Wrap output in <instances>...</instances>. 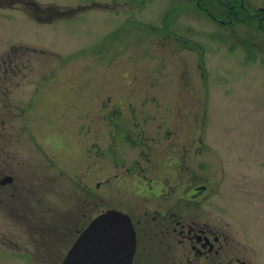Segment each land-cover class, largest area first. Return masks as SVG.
<instances>
[{"label": "rangeland", "instance_id": "obj_1", "mask_svg": "<svg viewBox=\"0 0 264 264\" xmlns=\"http://www.w3.org/2000/svg\"><path fill=\"white\" fill-rule=\"evenodd\" d=\"M197 3L0 0V264H59L143 211L144 177L189 172L264 263V0Z\"/></svg>", "mask_w": 264, "mask_h": 264}, {"label": "flooded vegetation", "instance_id": "obj_2", "mask_svg": "<svg viewBox=\"0 0 264 264\" xmlns=\"http://www.w3.org/2000/svg\"><path fill=\"white\" fill-rule=\"evenodd\" d=\"M169 172L176 175L178 170ZM190 173L187 181L182 174L144 177L136 192L143 211L133 216L118 210L128 215L135 233L131 264H264L262 253L249 241L213 222L209 186L195 182Z\"/></svg>", "mask_w": 264, "mask_h": 264}, {"label": "water", "instance_id": "obj_3", "mask_svg": "<svg viewBox=\"0 0 264 264\" xmlns=\"http://www.w3.org/2000/svg\"><path fill=\"white\" fill-rule=\"evenodd\" d=\"M11 180L8 176L0 183ZM134 237L128 215L118 210H106L90 221L59 264H131Z\"/></svg>", "mask_w": 264, "mask_h": 264}, {"label": "trees", "instance_id": "obj_4", "mask_svg": "<svg viewBox=\"0 0 264 264\" xmlns=\"http://www.w3.org/2000/svg\"><path fill=\"white\" fill-rule=\"evenodd\" d=\"M197 1H198L197 4L198 6H200L201 9L203 8L206 12H208V14L212 17L213 20L216 19L214 14H211V12L209 11V6L211 5L212 0H197ZM229 9L230 10L227 11V13H228L229 19L232 24H235V22H242L245 25L248 24L252 26L254 23L257 22L258 23L257 26L260 27V29L264 30V12L262 14H260L261 12L257 13L253 18V19H256L257 21L254 22V21H251L252 17L248 18L246 17V15L244 18L239 19L238 16H239V13H241V9L237 4L231 3Z\"/></svg>", "mask_w": 264, "mask_h": 264}]
</instances>
